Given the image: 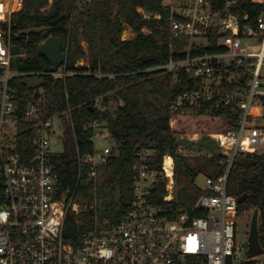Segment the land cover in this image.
I'll use <instances>...</instances> for the list:
<instances>
[{"label":"built area","instance_id":"built-area-1","mask_svg":"<svg viewBox=\"0 0 264 264\" xmlns=\"http://www.w3.org/2000/svg\"><path fill=\"white\" fill-rule=\"evenodd\" d=\"M253 2L264 4V0ZM238 3L227 0L218 8L210 0L169 2L170 51L178 41H186L188 54L178 59L171 56L164 68L173 81L184 72L199 84L180 93L172 111L234 106L240 115L237 126L214 135L226 148L225 172L204 175V193L194 206L169 218L152 202V192L161 175L168 179L165 200L175 198V160L165 155L158 170L155 149L142 148L132 165L131 208L115 224L101 222L96 216L95 228L76 247L65 238V222L69 213L87 206H82L75 194H60V176L52 159L56 153L51 149L56 130L64 137V122L58 115L45 117L44 85L33 87L31 98L20 110L16 90L9 84L20 75L26 82L45 74L66 78L73 72L67 70L66 63L52 72L13 71L11 18L23 8L24 0H0V66L5 68L0 77V264H264V253L250 257L246 253L249 244L244 248L237 241L239 199L228 191L236 156L264 152V10L254 16L240 13ZM215 36L221 50L191 53L194 44L213 46ZM95 107L99 111L108 108L103 98ZM66 115L73 124L71 109ZM21 124L26 125L35 148L26 161L19 152ZM85 126L94 129V143L98 135L110 138L109 131L103 132L107 120L102 117ZM114 153L113 148L99 149L95 143L94 151L84 157L95 179ZM168 158L172 159L171 167L167 166ZM91 208L98 211L97 200ZM198 211L203 215H196Z\"/></svg>","mask_w":264,"mask_h":264},{"label":"trees","instance_id":"trees-1","mask_svg":"<svg viewBox=\"0 0 264 264\" xmlns=\"http://www.w3.org/2000/svg\"><path fill=\"white\" fill-rule=\"evenodd\" d=\"M215 7H224L227 0H210ZM254 0H239L240 13L252 16L264 10V4ZM144 12L148 15L145 16ZM171 7L165 0H24L23 8L11 18V69L15 72H52L64 67L53 64L40 52L49 37H59L63 51L68 53L66 68L73 72L66 78L43 75L46 97L45 117L60 116L64 122V150L52 156L60 176V194H75L86 209L69 213L65 222V238L76 247L99 221L111 224L121 221L134 199L132 165L142 148H154L155 167L160 170L165 155L175 160L176 196L165 200L167 178L159 175L154 183L152 202L162 208L169 218L179 211L190 210L204 193L198 184L201 175L214 176L225 172L228 157L216 142L202 144L206 154L189 155L188 132L219 133L238 124L237 107L223 106L191 112L172 111L175 98L199 86L187 73L173 81L164 67L171 56L183 58L188 54L186 41L169 48V17ZM135 38L123 39L126 27ZM146 29L148 30L146 32ZM196 44L191 53L221 50ZM87 43V48L84 47ZM88 59V64H79ZM5 68L0 66V77ZM103 74L102 77L97 74ZM20 75L10 79L16 90L19 109L31 98L34 90ZM103 98L108 107L99 111L95 102ZM112 99L119 100L115 109ZM71 109L72 122L67 111ZM107 120L115 153L95 179L91 164L84 157L92 153L94 129L85 123L97 118ZM19 152L28 160L35 148L26 125L21 124ZM201 149V150H202ZM80 157L83 158L80 161ZM228 191L239 199V216L253 210L258 222L259 240L264 247V152L238 154L231 167ZM2 177L0 175V196ZM98 211L91 208L95 201ZM203 215L202 211L195 212ZM252 221V222H253Z\"/></svg>","mask_w":264,"mask_h":264},{"label":"rangeland","instance_id":"rangeland-1","mask_svg":"<svg viewBox=\"0 0 264 264\" xmlns=\"http://www.w3.org/2000/svg\"><path fill=\"white\" fill-rule=\"evenodd\" d=\"M53 0H50V3H52ZM175 4H179L180 2H183L182 0H172ZM165 3L169 4V0H165ZM148 30L146 29V32ZM135 33L132 31L130 27H126L122 34L123 39H130L135 38ZM84 47L87 48V43L84 42ZM79 64H88V59L80 60ZM122 103L119 100L112 99L110 102V108L115 109L118 104ZM56 125L59 127L60 123L58 122L57 118L55 119ZM104 133H107L108 130L104 129ZM215 133H201V132H188L187 133V139L191 144H189L188 148H184L183 152L189 155H197V154H206L208 153L207 150L202 149V144L207 142L208 140L214 141L218 144L220 151H225L226 148L222 145H220L217 141V138L214 136ZM96 146L99 149H103L106 146H109L111 148H115V145L113 144L112 140L105 135H98L95 140ZM51 149L54 153L60 154L64 150V137L61 133V131L58 129L56 130V136L53 137L52 143H51ZM202 149V150H201ZM205 183L204 175H201L198 178V184L200 186H203ZM176 187V191H177ZM253 214L254 211H245L242 215H240L237 219V241L240 245L244 246V248H247L249 244V233L252 226L253 221Z\"/></svg>","mask_w":264,"mask_h":264},{"label":"water","instance_id":"water-1","mask_svg":"<svg viewBox=\"0 0 264 264\" xmlns=\"http://www.w3.org/2000/svg\"><path fill=\"white\" fill-rule=\"evenodd\" d=\"M40 52L46 56L53 64H65L67 62L68 53L63 51V42L59 37L51 36L40 46ZM26 84L30 87H39L44 85V78L41 76L28 78ZM247 255L250 257L264 253V247L259 240L258 222H252L249 233V248Z\"/></svg>","mask_w":264,"mask_h":264},{"label":"bare ground","instance_id":"bare-ground-1","mask_svg":"<svg viewBox=\"0 0 264 264\" xmlns=\"http://www.w3.org/2000/svg\"><path fill=\"white\" fill-rule=\"evenodd\" d=\"M171 165H172V159L171 158H168L167 159V166L168 167H171Z\"/></svg>","mask_w":264,"mask_h":264},{"label":"crops","instance_id":"crops-1","mask_svg":"<svg viewBox=\"0 0 264 264\" xmlns=\"http://www.w3.org/2000/svg\"><path fill=\"white\" fill-rule=\"evenodd\" d=\"M171 0H169V2H170ZM133 31V30H132Z\"/></svg>","mask_w":264,"mask_h":264}]
</instances>
